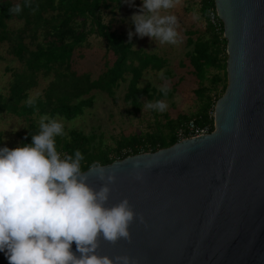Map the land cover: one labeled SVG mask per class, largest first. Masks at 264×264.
I'll return each mask as SVG.
<instances>
[{"label": "water", "instance_id": "obj_1", "mask_svg": "<svg viewBox=\"0 0 264 264\" xmlns=\"http://www.w3.org/2000/svg\"><path fill=\"white\" fill-rule=\"evenodd\" d=\"M215 3L228 41L215 129L103 165L116 169L108 203L127 197L136 218L130 240L101 238V255L137 264H264V0ZM84 172L97 189L105 182L92 167ZM0 264H9L2 251Z\"/></svg>", "mask_w": 264, "mask_h": 264}, {"label": "trees", "instance_id": "obj_2", "mask_svg": "<svg viewBox=\"0 0 264 264\" xmlns=\"http://www.w3.org/2000/svg\"><path fill=\"white\" fill-rule=\"evenodd\" d=\"M17 3L23 4V0H0V43H11L14 55L25 63V69L14 73L9 95L0 92V114L7 112L27 122L19 134L20 144L31 143L32 133L39 131L41 116L47 114L50 118L63 117L72 121L93 105L92 91L114 96L121 82L128 80L127 75L131 77L125 99L135 113L143 106L144 97L159 100L172 96L174 90H169L165 96L156 87L140 86L146 70L160 71L167 60L135 50L126 34L113 30L112 25L105 22L102 10L111 8L113 4L120 7V0H32L31 7L25 6L20 14L10 13L9 8ZM211 9L217 11L215 0H201L205 29L187 31V42L191 47L187 57L199 83L195 90L199 110L195 114H181L175 119L168 116L166 123H158L152 132L122 134L121 138H114V145L106 149L103 131L87 134L79 128H68L65 129V137H56L57 150L62 155L80 150L84 156L81 162L84 172L96 163L107 165L128 156L173 146L179 142V128L186 127L192 118L200 127L209 125L210 132H213L215 107L228 87V41L224 36V22L220 18L217 25L211 22ZM13 19L24 20L25 27L12 30L9 22ZM40 31L44 34L42 41H38ZM93 35L104 39L115 55L113 65L107 64L97 79H93L91 73L78 74L72 70L75 51ZM27 37L32 39L35 48L26 42ZM53 70L58 79L52 80L44 96L34 98L35 103L29 106V91L38 84L39 74L47 75ZM166 73L168 78H172L170 71ZM5 145L9 147L3 133H0V147Z\"/></svg>", "mask_w": 264, "mask_h": 264}, {"label": "clouds", "instance_id": "obj_3", "mask_svg": "<svg viewBox=\"0 0 264 264\" xmlns=\"http://www.w3.org/2000/svg\"><path fill=\"white\" fill-rule=\"evenodd\" d=\"M121 2L135 5V0ZM179 3L142 0L139 11L130 18L135 26L128 32L130 43L138 35L152 38L158 46L177 44L178 17L171 10ZM31 5L32 0H23L9 12L20 14ZM169 90L167 85L160 88L165 96ZM34 103L30 96L27 104ZM144 107L163 113L168 104L149 100ZM66 135L64 122L45 114L39 120V131L32 133L31 143L0 147V251L9 264H137L128 255L113 258L97 251L101 238L113 243L121 238L130 240L136 212L127 197L108 203L117 178L115 168L99 163L91 166L105 181L97 189L82 171L80 150L63 155L57 150L56 137ZM134 167L138 168L139 162H134ZM136 178H141L138 173ZM140 219L143 221V216Z\"/></svg>", "mask_w": 264, "mask_h": 264}, {"label": "rangeland", "instance_id": "obj_4", "mask_svg": "<svg viewBox=\"0 0 264 264\" xmlns=\"http://www.w3.org/2000/svg\"><path fill=\"white\" fill-rule=\"evenodd\" d=\"M141 3L142 0H135V5L130 6L122 2L120 7L113 4L111 8L102 10L104 20L112 25L113 30L128 36L129 30H134L135 27L130 18L134 12L139 11ZM171 11L178 17L179 42L177 44L165 43L158 46L152 38L148 36L141 38L138 35L133 36L131 40L135 50L156 54L167 60V64L162 70H146L140 80L142 88L150 85L160 90L161 87L167 85L171 91L174 90L171 97L159 99L168 104L167 110L161 113L147 109L144 105L149 99L144 97L143 106L139 112L135 113L134 108L125 99L131 77V75H127L128 80L121 82L114 96L102 91H92L90 95L94 96L93 105L87 108L84 114L72 121L59 117L58 120L64 122L65 129L75 127L87 134L93 131L98 133L103 131L107 141L104 146L106 149L107 146L114 145V138L119 139L122 134L129 136L152 132L157 129L158 123L164 125L168 116L175 119L181 114L192 115L199 110V100L195 94L199 83L192 72L187 57V52L191 49L187 42V31L205 29L206 20L201 13V0H180L177 7ZM9 26L12 30L18 31L25 27V21L13 19L9 22ZM39 35L38 41H42L43 32L40 31ZM26 42L31 45V48H35L30 37L26 38ZM114 60L115 55L108 48L106 41L93 35L81 48L75 51L72 70L78 74L91 73L92 78L97 79L106 70L107 64L113 65ZM24 69L25 63L14 55L11 43H0V92L9 95L14 73L23 72ZM167 71L172 73V78L166 76ZM65 72L69 73L68 70ZM160 73L164 74L163 79H161ZM57 79L54 70L47 75L40 73L38 84L29 91L30 96L33 98L44 96L51 81ZM26 125L27 122L24 119L15 115L7 112L0 114V133H3L4 141L11 148L20 144L19 134L26 128ZM13 128L17 130L13 131Z\"/></svg>", "mask_w": 264, "mask_h": 264}, {"label": "built area", "instance_id": "obj_5", "mask_svg": "<svg viewBox=\"0 0 264 264\" xmlns=\"http://www.w3.org/2000/svg\"><path fill=\"white\" fill-rule=\"evenodd\" d=\"M209 17L210 20L213 24L217 25L219 23V16L216 10L211 9L209 11ZM187 132L189 135H187ZM210 126H204L200 127L197 125L194 119L190 120L186 127H181L179 128L177 135L179 137V142L186 139V138H191V137H198V136H203L210 134Z\"/></svg>", "mask_w": 264, "mask_h": 264}]
</instances>
